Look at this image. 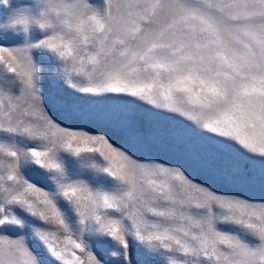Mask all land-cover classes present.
I'll use <instances>...</instances> for the list:
<instances>
[{"label":"snow or ice","instance_id":"obj_1","mask_svg":"<svg viewBox=\"0 0 264 264\" xmlns=\"http://www.w3.org/2000/svg\"><path fill=\"white\" fill-rule=\"evenodd\" d=\"M0 264H264V0H0Z\"/></svg>","mask_w":264,"mask_h":264}]
</instances>
